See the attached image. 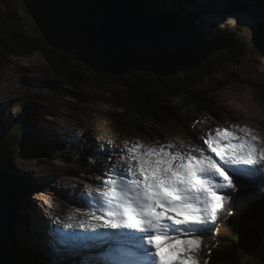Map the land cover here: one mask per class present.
Returning <instances> with one entry per match:
<instances>
[{
    "label": "rangeland",
    "instance_id": "obj_1",
    "mask_svg": "<svg viewBox=\"0 0 264 264\" xmlns=\"http://www.w3.org/2000/svg\"><path fill=\"white\" fill-rule=\"evenodd\" d=\"M146 1L157 9L172 10L180 6L184 13L198 15L196 26L213 37L226 38L223 36L229 35L240 49L231 58L225 51L209 57L217 70L196 89L209 92L210 108L204 118L188 127V132L166 120L157 124L151 121L145 127L147 135L126 131L120 125L124 112L118 106L126 98L122 88L99 84L87 76L76 86L59 85L56 74L38 53L28 57H0V149L8 166L28 182L24 185V193L19 194L15 237L20 249L24 244L31 251L46 255L51 260L49 264H65L59 258H70L69 251L76 257L72 256L71 264L76 261L119 264L124 251L131 249V254H138L130 244L127 248L123 242L100 239L102 233L66 227L68 217L78 216L85 220L84 213L96 209L88 198L89 190L100 187L113 175L110 168L117 172L126 168L121 163L125 144L131 147L140 142L147 147H160L172 143L174 147L170 151L187 152L192 148L206 147L201 138L214 134L215 129L231 130L232 125L242 127L241 122L245 124V120L251 117V125L258 131L256 135L264 146V51L253 46L245 47L244 43L258 34L256 20L264 25V12L260 15L259 9L252 4L243 12L232 13L229 10L239 5L233 6L231 0ZM16 3V0H0V23L6 21L10 12L16 18L12 25L20 28L24 22L33 23L30 16L24 18ZM228 5L232 7L227 8ZM40 82H54L58 88L50 91L39 85ZM167 104L180 110L182 115H192L193 107L184 97L171 99ZM239 112L247 116L241 117ZM21 116L24 117L23 133L36 145L48 143L52 150L33 151L30 155L20 153L15 139L3 131L9 130ZM98 153L108 159L99 157L98 165L91 170L89 167L95 159L92 156ZM238 179L241 187L232 190L221 215L199 237L200 249L192 254L198 264H208L210 250L221 243V239H227L222 227L231 214L237 194L247 191L264 194V175L258 171L251 177ZM23 201L29 206V212L23 209ZM262 208L264 210V203L257 209ZM25 235L29 240L24 238ZM93 237L95 239H91Z\"/></svg>",
    "mask_w": 264,
    "mask_h": 264
},
{
    "label": "snow or ice",
    "instance_id": "obj_2",
    "mask_svg": "<svg viewBox=\"0 0 264 264\" xmlns=\"http://www.w3.org/2000/svg\"><path fill=\"white\" fill-rule=\"evenodd\" d=\"M201 139L206 147L187 152L170 151L172 143L125 144L126 168H110L113 175L103 187L89 190V196L96 194V209L66 227L133 243L138 254L119 264H198L192 254L200 249L199 237L221 215L232 190L241 187L238 178L264 175V146L251 129L232 125Z\"/></svg>",
    "mask_w": 264,
    "mask_h": 264
},
{
    "label": "water",
    "instance_id": "obj_3",
    "mask_svg": "<svg viewBox=\"0 0 264 264\" xmlns=\"http://www.w3.org/2000/svg\"><path fill=\"white\" fill-rule=\"evenodd\" d=\"M21 1L44 42L94 74L120 79L135 72L171 78L227 48V38L210 36L189 19L164 20L149 14L140 0ZM241 5L229 11L238 14L248 9ZM248 41L264 51L263 24L258 26V35ZM39 85L50 91L58 88L54 82ZM18 202L19 184L0 162V264L17 263ZM262 203L264 198L241 217L244 228L239 229L238 245L245 255L264 237V210L257 209Z\"/></svg>",
    "mask_w": 264,
    "mask_h": 264
},
{
    "label": "trees",
    "instance_id": "obj_4",
    "mask_svg": "<svg viewBox=\"0 0 264 264\" xmlns=\"http://www.w3.org/2000/svg\"><path fill=\"white\" fill-rule=\"evenodd\" d=\"M140 1L144 3L149 14L164 20L177 17L189 19L196 23L198 18L196 14L190 12L184 13L183 9H180V6L172 10L157 9L151 7L146 0ZM16 2V6L24 13V18H29L22 1L16 0ZM230 4L233 6L253 4L255 8L257 7V10L259 9L260 15L264 12V0H231ZM230 7L232 6H227V8ZM255 15H258L257 12ZM15 19L13 13L10 12L6 15V21L0 23V57H28L34 53H38L48 64V67L56 74V77L60 81L59 85L76 86L78 81L87 76L92 77L99 84L103 83L122 88L126 94V98L121 100L118 106L124 112L121 115L120 125L126 131L147 135L145 127L151 121L153 124H157L166 120L188 132V127L204 118L209 111L211 104L209 92L196 89V86L200 82L212 77L217 70L216 65L209 58L193 70L182 73L181 76L178 74L171 78L157 79L149 73L134 72L131 75L117 79L108 75L94 74L86 67L80 65L70 55L50 48L44 42L33 23L24 22L19 28V26L11 24ZM257 21L255 22L256 24L261 23V21ZM23 28H26L28 31ZM205 32L211 35L209 32ZM224 37L227 38V48L224 51L231 58L238 54L240 49L233 43L229 35H224ZM255 40H258V38H255ZM244 43L246 44L245 47L252 46L253 44V42L251 43L248 40ZM183 97L193 107L192 115L185 116L177 108L168 107L167 103L171 99ZM23 119L24 117L21 116L13 123L9 130L3 131V134H8L15 139L20 153L30 155L33 151L52 150L51 145L48 143L36 145L26 133H23L21 129ZM79 151L81 152V150ZM98 154L92 156L95 159L91 158L93 159L89 167L91 170L95 169L98 165L99 161L97 159L99 157L104 158V160L108 159V156L100 155L101 153ZM0 162L5 169L13 174L19 184V194H23L24 185H28V182L24 181L13 168L8 166V161L5 160L1 149ZM262 198H264V194L256 192L238 194L232 212L222 227L227 239H221V243L214 245L213 249L210 250L207 258L208 264H261V262H264V237L249 255H245L238 245L242 215L247 212L250 206ZM49 261L51 260L46 255L40 252H33L30 248L23 245L19 250L16 264H49ZM76 264L81 263L78 261Z\"/></svg>",
    "mask_w": 264,
    "mask_h": 264
},
{
    "label": "bare ground",
    "instance_id": "obj_5",
    "mask_svg": "<svg viewBox=\"0 0 264 264\" xmlns=\"http://www.w3.org/2000/svg\"><path fill=\"white\" fill-rule=\"evenodd\" d=\"M195 26H196V24H194ZM197 27V26H196ZM197 28H199V27H197ZM203 30V29H202ZM258 35V34H257ZM224 37V36H223ZM178 75V74H177ZM174 76H176V75H174ZM218 99H222V98H219L218 97ZM239 115L242 117V116H244V115H246L247 116V114H243V113H241V112H239ZM18 120V119H17ZM250 120H251V117H248L246 120H245V124H243V122H241L242 123V127H247V128H249V129H251L252 130V132L254 133V134H256L258 131H256L253 127H252V125H251V122H250ZM241 121V120H240ZM244 121V120H243ZM262 143L260 142V146H262L261 145ZM17 172H19V171H17ZM18 178V177H17ZM100 187H103V183H102V185L100 186ZM263 190H264V188H263ZM24 193V192H23ZM88 194V193H87ZM95 195V194H94ZM92 197H94V196H88V198H89V200L92 202V204L93 205H95V206H97V202H94L93 201V199H92ZM23 209L26 211V212H29L30 211V209H29V206L23 201ZM33 208V207H32ZM89 211H92V210H89ZM53 213V212H52ZM49 214V213H48ZM23 216V215H22ZM21 216V217H22ZM56 216V218H58L60 221L61 220H64L65 221V219L64 218H60L58 215H55ZM25 217V216H24ZM66 217V216H65ZM68 217V216H67ZM73 219L70 221L68 218H67V220H68V223H73L74 225H76L79 221H83L82 219H80L78 216H75V217H72ZM54 220V219H53ZM85 220H86V218H85ZM55 221V220H54ZM74 228H76L75 226H74ZM22 230V229H21ZM77 230V229H76ZM75 230V231H76ZM83 231V230H82ZM81 231V232H82ZM68 235V234H67ZM135 235H138V234H135ZM19 238V237H18ZM24 238L25 239H27L28 237L25 235L24 236ZM39 238V237H38ZM85 238V237H84ZM22 239V238H21ZM28 240H29V238H28ZM71 240V239H70ZM31 241V240H30ZM79 243H81L80 241H78ZM111 243V242H110ZM120 243H122V242H120ZM21 244H23V242H21ZM42 245H43V243H41ZM117 244V243H116ZM128 244H132V246H131V248L134 246V244L133 243H126V242H123L122 243V245H124V246H126L127 248H129L128 247ZM24 245V244H23ZM88 247V246H87ZM43 249V248H42ZM131 250V249H130ZM124 251V256L122 257V260H124V259H128V258H130V256L131 255H133V254H131L130 252L131 251ZM112 252V251H111ZM121 252H123V251H121Z\"/></svg>",
    "mask_w": 264,
    "mask_h": 264
}]
</instances>
